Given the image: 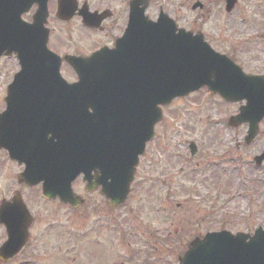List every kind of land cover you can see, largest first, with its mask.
<instances>
[{
	"label": "water",
	"instance_id": "obj_1",
	"mask_svg": "<svg viewBox=\"0 0 264 264\" xmlns=\"http://www.w3.org/2000/svg\"><path fill=\"white\" fill-rule=\"evenodd\" d=\"M34 2L40 8L34 22L27 23L22 14ZM46 2L0 0V56L15 52L21 65L8 86L7 108L0 113V148L8 149L10 157L20 164L26 163L25 171L19 174L20 182L34 185L43 181L44 196H59L62 202L77 207L84 199L74 193L72 182L83 173L88 191L101 186V193L112 206L122 204L139 157L162 119L160 105L204 85L227 101L246 100L229 124L248 123L247 143L258 135L264 118V75L245 73L227 55L216 52L200 33L185 29L177 32L175 22L166 14L155 23L138 16V57L110 62L119 65L117 71L130 70L132 65L142 69L139 79L111 105L103 101L94 106L90 116L85 92L91 81L85 75L89 70L93 77L102 74L103 56L97 53L89 59L68 58L78 70L80 81L67 84L59 74L61 60L47 48ZM235 3L227 0V9ZM113 69L109 73L115 76ZM40 100L53 104L44 106ZM191 146L194 153L195 146ZM255 160L262 164L264 152ZM15 203L19 211L9 203L0 210V217L9 216L12 226L10 240L0 249L1 258L22 246L21 227H14L15 222L23 216L30 222L25 204L19 200ZM180 264H264V229L258 227L253 235L229 230L208 232L190 243Z\"/></svg>",
	"mask_w": 264,
	"mask_h": 264
},
{
	"label": "rangeland",
	"instance_id": "obj_2",
	"mask_svg": "<svg viewBox=\"0 0 264 264\" xmlns=\"http://www.w3.org/2000/svg\"><path fill=\"white\" fill-rule=\"evenodd\" d=\"M196 1L166 0L181 26L202 31L215 49L239 60L247 72L264 73V0H239L229 16L225 0H202L203 11L193 10ZM160 2L155 0L154 15ZM19 69L16 55L0 57V112ZM62 71L73 79L67 65ZM240 104L211 95L205 87L164 107V119L122 207H110L99 191L86 192L81 178L73 189L87 202L77 208L58 199L46 203L39 189H28L25 195L37 199L43 232L40 264H179L190 241L207 231L254 233L264 227V164L257 167L253 158L264 150V120L247 144L248 125H228ZM191 141L198 146L195 154ZM20 170L0 152V195L18 186Z\"/></svg>",
	"mask_w": 264,
	"mask_h": 264
},
{
	"label": "flooded vegetation",
	"instance_id": "obj_3",
	"mask_svg": "<svg viewBox=\"0 0 264 264\" xmlns=\"http://www.w3.org/2000/svg\"><path fill=\"white\" fill-rule=\"evenodd\" d=\"M138 1L139 0H49L50 16L48 19V26L50 28V48L61 55L62 58H65L66 55L89 58L94 52L101 48H114L118 40L126 35L134 11L137 12L139 7H143L145 4L146 8L144 10V15L153 21L157 19L160 11L164 10V7L167 5L165 4L166 0H159L161 1L160 8L157 15H154L155 0H144L141 5ZM37 7L38 5L34 4L30 12H34ZM199 8L204 10L205 4L203 7L201 5ZM199 8L197 10H199ZM58 12H62L61 15H58ZM56 24L64 25L65 28L62 31H58ZM131 32L134 42L135 40L138 41V29L136 28ZM126 50H128V48ZM65 65H67L73 77L70 81L77 80L76 72L70 65L65 63L63 59L62 70ZM41 188V184L30 187L25 183H20L15 187L13 192L9 191L10 194L0 195V207L4 200L12 201L14 197L20 196V198L25 200L24 202L27 204L31 215L27 240L23 244L21 250L13 257L0 259V264L41 263L43 232L42 228H40V218L37 215V199H31V197L25 195V192L29 191L28 189H31V191L39 189V192H42ZM39 192L36 190V193L39 194ZM84 198V203H86V196H84ZM43 199L46 203H51V200L46 198ZM107 203L109 204L108 200H106V204ZM8 221L9 219H5L3 223L0 222V246L7 241L10 236ZM26 223V221H21L22 227L25 226ZM68 240L72 241L73 239L68 238ZM114 263L115 261L111 262V264Z\"/></svg>",
	"mask_w": 264,
	"mask_h": 264
},
{
	"label": "bare ground",
	"instance_id": "obj_4",
	"mask_svg": "<svg viewBox=\"0 0 264 264\" xmlns=\"http://www.w3.org/2000/svg\"><path fill=\"white\" fill-rule=\"evenodd\" d=\"M43 102V100H40L39 103L41 104Z\"/></svg>",
	"mask_w": 264,
	"mask_h": 264
}]
</instances>
